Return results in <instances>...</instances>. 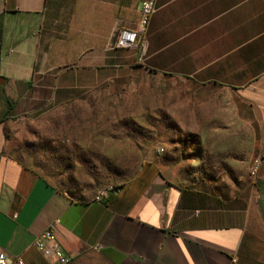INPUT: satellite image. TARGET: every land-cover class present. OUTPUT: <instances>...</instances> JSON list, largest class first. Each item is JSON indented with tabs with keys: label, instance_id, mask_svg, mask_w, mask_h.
Returning <instances> with one entry per match:
<instances>
[{
	"label": "crops",
	"instance_id": "0c3cea01",
	"mask_svg": "<svg viewBox=\"0 0 264 264\" xmlns=\"http://www.w3.org/2000/svg\"><path fill=\"white\" fill-rule=\"evenodd\" d=\"M142 1L0 0V252L59 264L34 246L52 227L68 264H264V0H157L138 47H117ZM159 89L207 117L229 96L262 160L251 184L177 183L145 160L116 193L77 199L28 166L30 127L67 101Z\"/></svg>",
	"mask_w": 264,
	"mask_h": 264
},
{
	"label": "rangeland",
	"instance_id": "374dc122",
	"mask_svg": "<svg viewBox=\"0 0 264 264\" xmlns=\"http://www.w3.org/2000/svg\"><path fill=\"white\" fill-rule=\"evenodd\" d=\"M140 95L67 101L71 110L61 121L41 118L30 127L28 166L77 199L122 185L145 160L177 183L239 190L251 184L254 134L227 94L217 103L220 114L209 117L166 89Z\"/></svg>",
	"mask_w": 264,
	"mask_h": 264
},
{
	"label": "built area",
	"instance_id": "2783aa9c",
	"mask_svg": "<svg viewBox=\"0 0 264 264\" xmlns=\"http://www.w3.org/2000/svg\"><path fill=\"white\" fill-rule=\"evenodd\" d=\"M157 10V0H143L141 7V19L137 31L122 29L117 37L116 46L120 48H137L138 35L144 33L148 27L152 15ZM252 177L258 176L262 167V160L260 157L254 158ZM116 193L117 189L108 187L103 190L97 197L104 196L108 192ZM35 248L44 256L54 257L59 264H68L70 262V255L64 253L56 245V237L52 227H48L34 241ZM0 264H27L21 256L14 258L9 257L6 253L0 252Z\"/></svg>",
	"mask_w": 264,
	"mask_h": 264
},
{
	"label": "trees",
	"instance_id": "16d2710c",
	"mask_svg": "<svg viewBox=\"0 0 264 264\" xmlns=\"http://www.w3.org/2000/svg\"><path fill=\"white\" fill-rule=\"evenodd\" d=\"M119 186H120V185H119ZM119 186H114V187H113V189H118V188H119Z\"/></svg>",
	"mask_w": 264,
	"mask_h": 264
},
{
	"label": "bare ground",
	"instance_id": "6f19581e",
	"mask_svg": "<svg viewBox=\"0 0 264 264\" xmlns=\"http://www.w3.org/2000/svg\"><path fill=\"white\" fill-rule=\"evenodd\" d=\"M251 173L253 174V171Z\"/></svg>",
	"mask_w": 264,
	"mask_h": 264
}]
</instances>
